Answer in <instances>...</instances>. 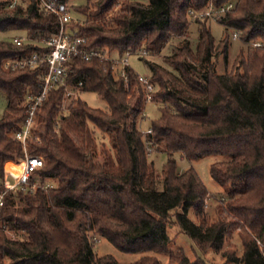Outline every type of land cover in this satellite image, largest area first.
Wrapping results in <instances>:
<instances>
[{"label": "trees", "instance_id": "16d2710c", "mask_svg": "<svg viewBox=\"0 0 264 264\" xmlns=\"http://www.w3.org/2000/svg\"><path fill=\"white\" fill-rule=\"evenodd\" d=\"M27 1L12 8L11 1H0V32L24 31L27 38L20 45L0 41V95L7 100L0 118L1 175L7 160L24 157L22 143L12 134L28 116L27 95L41 93L47 69L45 64L12 69L4 63L48 52L42 41L60 29L59 18L39 0ZM227 1L85 0L78 6L84 21L72 18L69 26L86 39L85 47L108 58L73 59L66 83L53 88L37 108L28 150L44 158L39 171L52 185L6 196L0 264H162L152 254L131 263L99 255L96 236L125 252L166 254L168 264H205L201 253L219 252L236 231L243 253L229 259L264 264L259 244L264 243V0H238L217 19L226 29L219 41L208 19L194 21L188 15L190 8ZM193 22L198 25L194 43ZM234 32L248 49L231 62ZM173 38L179 42L163 62L154 60ZM128 51L147 52L141 58L155 88L151 101L160 106L146 132L139 126L148 101L139 74L125 66L126 86L114 66V59ZM75 84L79 96L59 116L65 87ZM88 91L106 100L109 109L90 106L80 95ZM91 123L111 139L113 152L105 149L101 161ZM149 149L166 153L161 173L149 161ZM176 154L189 161L215 157L211 175L228 198L217 207V216L207 211L210 191L198 171L193 166L181 170ZM175 227L195 242L199 253L194 258L170 248Z\"/></svg>", "mask_w": 264, "mask_h": 264}, {"label": "built area", "instance_id": "2783aa9c", "mask_svg": "<svg viewBox=\"0 0 264 264\" xmlns=\"http://www.w3.org/2000/svg\"><path fill=\"white\" fill-rule=\"evenodd\" d=\"M40 4L48 11L54 13L60 20V29L58 32L51 34L47 39L42 41L43 46L50 48L45 53H34L31 56L21 59H8L4 65L6 68H38L46 65L47 69L43 74L42 91L39 95L34 96L28 94L26 101L29 102L28 116L23 122L20 129L13 133V138L22 143L24 148V157L16 160H7L3 166V175L0 188V212L6 203L8 194L18 195L20 193H34L39 188H48L52 185L50 181L45 179L40 173V169L44 166V158L33 155L28 150L29 139L33 137V128L35 125V115L37 108L47 99L49 92L66 83L69 72L71 71L70 62L75 58L91 60L99 57L107 59V55L95 49H88L84 46L86 39L78 35L69 26L73 16L69 2H61L59 0H39ZM238 0H230L220 6L209 4L204 9L188 10V15L194 21L198 19L217 20L226 15L228 11L233 9ZM239 33L234 32L233 38H238ZM15 44H23L27 41L25 36L14 37ZM255 43L254 45H261ZM134 52L128 51L121 59H114L116 72L125 79V85L128 86V80L124 71L125 66L130 65L129 56ZM140 57L147 56L146 51L135 52ZM131 66V65H130ZM139 74V73H138ZM139 84L146 91L148 101L152 100V92L154 85L150 81L149 74H139ZM80 85V84H79ZM79 96L77 85H67L65 87L63 105L60 114L68 111L73 100ZM69 101V103H68ZM149 131V130H148ZM36 139H39L36 137Z\"/></svg>", "mask_w": 264, "mask_h": 264}, {"label": "rangeland", "instance_id": "374dc122", "mask_svg": "<svg viewBox=\"0 0 264 264\" xmlns=\"http://www.w3.org/2000/svg\"><path fill=\"white\" fill-rule=\"evenodd\" d=\"M4 1V0H0ZM6 1V0H5ZM12 2L11 8L15 4H27L28 1L24 0H8ZM142 3H148V0H139ZM85 0H69V4L71 6V13L74 18V21L83 22V16H80L77 13V8L79 5L84 4ZM117 6L116 9H118ZM208 24L211 28L212 34L215 37L216 41H219L226 35V29L224 25L219 23L216 20L208 19ZM197 23L193 22L190 26L189 35L191 41L194 43L198 37L197 34ZM24 31H8V32H0V41L1 40H12L14 37L24 36ZM231 45L229 49V57L230 61L233 62L234 59L239 55L241 49H244L245 52L248 49V45L244 44L238 38L231 37ZM179 42L177 38H173L171 43L168 44L160 55L153 57L154 60L163 62V55L169 54L174 46ZM130 65L135 69V71L139 74H149V70L147 65L145 64L143 58H141L137 53H133L129 56ZM222 60H218L219 67L223 70L221 65ZM82 99L85 100L90 106L94 108H99L102 110H108V103L106 100L100 98L96 92H83L80 94ZM69 103V101H68ZM7 105L6 98L0 95V118L2 117L5 108ZM61 114L59 113V116ZM160 115V106L154 101H147L146 109H145V118L139 121L140 129L143 132H146L151 127V123L153 120L157 119ZM91 127L94 133V137L96 139V152H97V160H103V151L106 149L110 152H113L112 143L110 136L97 127H95L91 123ZM13 137V134H12ZM149 161H153L155 163V167L158 173H161L164 164L167 161L166 153H156L152 149H149L148 152ZM175 158L178 161L179 168L181 170H185L190 166H193L199 173L202 181L205 183L207 188L210 191V197L207 200V211L210 216L215 217L218 215L217 207L221 203H226L228 201L227 194L223 186L218 183L211 175V165L215 161L214 156L204 157L198 160L189 161L187 159H183L180 157L179 154L175 155ZM2 181V175L0 173V182ZM158 187L161 189L163 188V180L159 178L158 180ZM190 217L194 220V213L190 211ZM249 232V231H248ZM250 233V232H249ZM11 234V233H10ZM171 242L170 248L172 250L182 249L188 256L194 258L196 254L199 253V249L196 246L195 242L185 233H183L180 228L175 227L170 231ZM95 243V251L99 255L111 254L113 255L119 262L121 263H131L137 261L142 255L145 254H152L156 255L162 264H168V255L166 254H155L150 252H125L117 248L114 244H112L108 239L98 237L94 238ZM261 245L262 250L264 251V243L259 242ZM243 253V245L241 238L239 237V233L236 231L233 234H229L224 242L223 248L219 252L208 251L207 253H201L205 264H241L240 262H234L229 259L230 255L235 257H241ZM4 264H7L5 261Z\"/></svg>", "mask_w": 264, "mask_h": 264}]
</instances>
